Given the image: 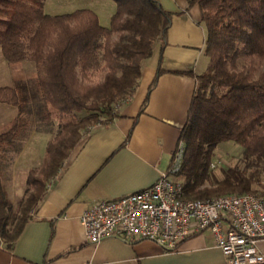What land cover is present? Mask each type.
I'll list each match as a JSON object with an SVG mask.
<instances>
[{
	"label": "trees",
	"instance_id": "trees-1",
	"mask_svg": "<svg viewBox=\"0 0 264 264\" xmlns=\"http://www.w3.org/2000/svg\"><path fill=\"white\" fill-rule=\"evenodd\" d=\"M43 1L0 0L3 56L11 62L32 60L37 72L34 88L30 83V88L0 86V104L17 107L15 116L0 124V239L6 247L21 234L46 185L91 131L90 125L109 123L119 115L115 106L134 93L145 60L155 43L165 39L174 15L159 0H113L116 8L109 25H102L90 8L49 14ZM193 3L199 5L205 25L208 63L195 76L178 138L182 160L173 174L181 179L183 197L188 199L253 192L258 174L251 166L264 163V67L259 70L250 64L239 69L238 59L243 55L254 63L264 58V0H188ZM101 68L102 80L91 81ZM161 71L160 51L140 111ZM29 97L37 101L40 118H56L60 131L47 144L40 167L28 170L30 193L15 212L2 183L1 161L5 147L29 125ZM131 131L132 127L128 136ZM224 140L239 144L247 164L229 166L216 177L211 159Z\"/></svg>",
	"mask_w": 264,
	"mask_h": 264
},
{
	"label": "crops",
	"instance_id": "crops-1",
	"mask_svg": "<svg viewBox=\"0 0 264 264\" xmlns=\"http://www.w3.org/2000/svg\"><path fill=\"white\" fill-rule=\"evenodd\" d=\"M159 2L174 15L165 39L155 43L150 61L142 66L135 99L131 96L120 106L118 116L94 126L77 144L46 185L13 245L6 247L0 239V264H226L208 231L166 251L148 239L129 243L108 236L91 243L80 222L87 204L154 182L169 168L173 152L182 143L178 138L196 87L195 76L208 63L206 29L197 3ZM90 9L99 15L97 8ZM160 51L162 71L140 111ZM16 111L9 115L15 116ZM257 247L264 256V237Z\"/></svg>",
	"mask_w": 264,
	"mask_h": 264
},
{
	"label": "built area",
	"instance_id": "built-area-1",
	"mask_svg": "<svg viewBox=\"0 0 264 264\" xmlns=\"http://www.w3.org/2000/svg\"><path fill=\"white\" fill-rule=\"evenodd\" d=\"M182 155L181 143L171 167L151 184L87 204L80 215L86 240L96 243L115 236L132 243L148 239L172 251L188 237L208 231L224 253L226 264L264 262L257 247L264 237V194L184 198L183 183L173 176Z\"/></svg>",
	"mask_w": 264,
	"mask_h": 264
},
{
	"label": "rangeland",
	"instance_id": "rangeland-1",
	"mask_svg": "<svg viewBox=\"0 0 264 264\" xmlns=\"http://www.w3.org/2000/svg\"><path fill=\"white\" fill-rule=\"evenodd\" d=\"M108 3L115 5L113 0H44L42 8L46 13L60 14L71 12L76 8H90V6H93L97 8L100 23L102 25H109L110 16L115 11L116 6L111 8ZM107 4L109 5L108 8ZM155 50H157L156 46ZM154 53H157V51ZM146 61L150 60L146 59L145 62ZM250 64L253 66L256 65L257 69L261 70L264 67V58L261 60L255 59L254 63H252L246 56L241 55L239 57V69L245 70ZM104 72V68L95 71L91 75L90 80L93 82L101 81ZM36 75L35 63L32 60L8 61L3 56L0 47V86H19L25 84L26 87L30 88L28 84L30 83L31 87L34 88L36 86ZM138 89L139 86H136L134 93L137 94ZM134 93L131 96L135 99L136 95ZM29 99V110L27 115L29 118V125L19 137L15 138L10 145L5 147L4 158L1 161L2 183L5 187L7 197L11 200V209L15 212L19 211L21 202H23L30 193V190H27L26 186L28 170L30 168L38 169L40 167L47 144L54 140L55 136L60 131L58 120L56 118L47 120L40 118L38 115L39 111L36 108L37 101H32V97H29ZM124 103L125 102L122 104ZM121 105H116L114 108L115 111L118 112ZM12 110L16 111L17 107L10 106L9 104H0V124L10 120L12 116H14L9 115ZM6 116L9 117L7 118ZM101 124V121L94 122L90 125L89 129ZM85 135L86 134H84V136ZM246 162V159L242 156V148L239 144L232 140H224L221 141L214 150L210 167L216 177H221L224 169L227 167L238 165L242 168L247 164ZM251 168L258 174L254 184L257 190L253 192L264 194V163L251 166ZM174 178L178 177L174 176ZM205 183L207 184L208 182ZM9 227H11V224H9Z\"/></svg>",
	"mask_w": 264,
	"mask_h": 264
}]
</instances>
